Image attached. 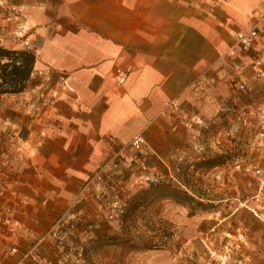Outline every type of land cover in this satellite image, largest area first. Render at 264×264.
Segmentation results:
<instances>
[{
    "label": "crops",
    "instance_id": "1",
    "mask_svg": "<svg viewBox=\"0 0 264 264\" xmlns=\"http://www.w3.org/2000/svg\"><path fill=\"white\" fill-rule=\"evenodd\" d=\"M0 1V45L24 49L14 34L26 28L25 48L35 56L26 96L39 109L26 138L14 134V152L23 155L7 163L2 192L10 197L0 207L34 238L67 215L109 153L142 135L167 159L183 145L182 130L194 137L195 109L216 114L214 92L225 89L228 71L252 65L254 53L237 51L226 57L230 65L221 57L264 12V0ZM253 50L264 51V30ZM116 68L128 72L122 88ZM173 98L178 112L160 116Z\"/></svg>",
    "mask_w": 264,
    "mask_h": 264
},
{
    "label": "rangeland",
    "instance_id": "2",
    "mask_svg": "<svg viewBox=\"0 0 264 264\" xmlns=\"http://www.w3.org/2000/svg\"><path fill=\"white\" fill-rule=\"evenodd\" d=\"M21 28L24 49L14 50L28 46ZM246 54L264 60V51ZM241 65L214 92L216 114L195 109L198 132L182 130L177 152L154 154L141 135L109 153L42 236L0 207V264H264V76ZM33 100L0 98V205L8 164L23 155L14 134L24 140L39 112Z\"/></svg>",
    "mask_w": 264,
    "mask_h": 264
},
{
    "label": "trees",
    "instance_id": "3",
    "mask_svg": "<svg viewBox=\"0 0 264 264\" xmlns=\"http://www.w3.org/2000/svg\"><path fill=\"white\" fill-rule=\"evenodd\" d=\"M34 63L35 56L30 50L0 47V98L15 97L16 100L29 91Z\"/></svg>",
    "mask_w": 264,
    "mask_h": 264
},
{
    "label": "built area",
    "instance_id": "4",
    "mask_svg": "<svg viewBox=\"0 0 264 264\" xmlns=\"http://www.w3.org/2000/svg\"><path fill=\"white\" fill-rule=\"evenodd\" d=\"M22 32L26 31L25 26L22 28ZM264 30V12H260L257 14L256 18L254 19L253 24L246 30H241L235 33L234 35V42L231 49L228 51L227 55L231 58L236 57V52L240 51L241 53H250L254 47L255 43L260 35V32ZM22 37L23 34H19ZM18 35V36H19ZM26 45L27 42L25 43ZM253 64L257 71V76H264V72L262 71V66L264 65V60L262 58H254ZM128 72L123 68H116L113 72V80L115 84L122 88L127 80ZM239 87L242 85L239 84ZM57 96L56 92L51 94L52 98ZM178 108V102L176 99H170L163 104L162 110L160 112V116H165L167 113H174ZM198 123H201L199 120ZM139 141H142L141 136H137L135 138L134 144H138Z\"/></svg>",
    "mask_w": 264,
    "mask_h": 264
}]
</instances>
